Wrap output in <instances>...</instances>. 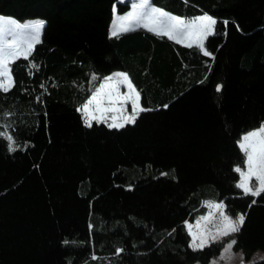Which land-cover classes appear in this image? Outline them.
Wrapping results in <instances>:
<instances>
[{
    "label": "trees",
    "instance_id": "1",
    "mask_svg": "<svg viewBox=\"0 0 264 264\" xmlns=\"http://www.w3.org/2000/svg\"><path fill=\"white\" fill-rule=\"evenodd\" d=\"M152 1L213 16L210 55L143 27L111 35L130 2L0 0L1 16L44 26L0 90V264H207L224 243L194 250L187 224L211 200L245 216L236 249L264 250V193L235 171L264 123V0ZM115 71L146 111L87 127L80 109Z\"/></svg>",
    "mask_w": 264,
    "mask_h": 264
},
{
    "label": "snow or ice",
    "instance_id": "2",
    "mask_svg": "<svg viewBox=\"0 0 264 264\" xmlns=\"http://www.w3.org/2000/svg\"><path fill=\"white\" fill-rule=\"evenodd\" d=\"M140 8H147V2L139 6ZM144 21L143 26L149 28L150 31H155L158 35L167 36L169 39H174L176 43L180 44L187 42L186 46L191 47L193 42H196L199 47H203V40L213 32L216 20L210 16H202L199 20L194 21L192 24H186L185 21L169 16L163 11H158L156 9H151V11L146 13H134L131 16L124 17V22H122L118 30L127 32L130 30V25L132 22L140 23ZM6 25L12 26L13 29L30 28L34 35L31 39L18 41L13 39L11 41L6 39V36L10 29L5 27ZM43 29V24H32V25H20L14 20H5L0 17V90L4 92L9 91L10 87L13 85L14 81L11 75L10 65L17 61L18 59L30 60L29 53L33 51L34 44L38 42L41 30ZM118 30H113V36L118 34ZM204 55H210L207 51ZM115 78H120L122 81L127 82L128 95L120 97L117 93L115 96L111 92L102 95L104 88L109 86V82ZM220 91V88H217ZM107 99L111 105L108 108L103 107L104 100ZM118 101H123L125 103L131 102L132 104V115L124 116L122 121L115 122V117H113V123L108 124L109 128L121 129L127 124H134L137 119L139 112L146 111L145 108L140 106V93L132 86L130 80L124 73H117L116 77L109 76L100 89L88 100L87 104L83 106L84 112L86 114V126L92 127L91 119H87V112L89 105L96 103V112H100L101 115L98 117H93L98 123H105V118L103 116L104 112L107 111H119L115 107ZM240 149L245 153L246 156V171H242L241 168L237 167L235 171L240 175V182L237 187L243 190L245 195H251L252 197H259L264 193V125H262L258 130H254L243 136L242 141L239 143ZM255 178L256 184H252V180ZM255 203V201H253ZM212 207L216 209H221L224 207L222 204H214ZM222 227L218 229V234L221 236H230L239 233L244 221L245 216L239 215L236 219L231 218L228 215L222 213ZM215 240L216 237L211 238ZM206 240L204 238L200 239L199 243H196V237L193 236L192 247L194 250L203 249L206 245ZM236 244V240L233 239L228 244L225 252L228 253L227 259H231L232 253L231 249ZM225 259V257H221Z\"/></svg>",
    "mask_w": 264,
    "mask_h": 264
},
{
    "label": "rangeland",
    "instance_id": "3",
    "mask_svg": "<svg viewBox=\"0 0 264 264\" xmlns=\"http://www.w3.org/2000/svg\"><path fill=\"white\" fill-rule=\"evenodd\" d=\"M120 2L121 3L130 2L131 8L127 12H124V13L119 12L116 7L114 8L113 20H112V23H111V26H110V34L111 35H113L112 34L113 30L114 29L118 30L119 25L122 22H124V17L131 16L134 13H137V14L146 13V12L151 11V9H156L158 11H163L164 13L168 14L169 16L176 17V18H179V19L185 21L186 24H192L194 21L199 20V18H201L202 16H205V15L210 16L214 20H216L213 16H211L208 13H203V14H200V15H197V16H191V17L178 15V14H175V13H173V12H171V11H169V10H167V9H165V8L155 4V3H153L152 0H120ZM146 2H147V8H143L142 9V8L139 7L140 5L145 4ZM0 17L4 18L5 20H14L20 25H32V24L41 23L39 20H28V21H24L23 22V21L17 20L16 18L10 17V16H1L0 15ZM143 23H144V21H141L140 23L132 22L131 25H130V30L135 29V28H139V27H143V28H146V29L149 30V28L143 26ZM216 24H217V20H216ZM216 24L214 26L213 32L211 34H209L202 42L203 43V47L202 48L200 47V48L204 52L207 51L206 48H205L206 40H207V38L209 36H211V35H213L215 33ZM5 27L10 29V31L8 32V34L6 36V39L9 40V41H11L13 39H16L18 41L28 40V39H31V37L34 35V32L30 28H21V29L17 30V29H13L12 26H10V25H6ZM43 30H44V26H43V29L41 30V34H40L38 42L42 38ZM121 32H123V31H119L118 30V34L121 33ZM152 32H155V31H152ZM172 40H174V39H172ZM38 42H36L34 44V46ZM186 43L187 42H183L181 44L186 45ZM192 46H198V45H197L196 42H193ZM117 73H124V72L115 71L109 76L116 77ZM124 74L127 76L126 73H124ZM108 77H106L105 80ZM128 79L130 80L129 77H128ZM104 81L97 88V90L101 88V86L104 84ZM130 82H131L132 86L135 88V86L133 85L131 80H130ZM109 85H110V87L106 86L104 88V92L102 93V95H105L108 92H111L113 96H115L117 93L119 94L120 97H124V96L128 95V91L129 90H128L127 82L122 81L120 78L113 79L112 81L109 82ZM96 91L94 92V94L96 93ZM92 96L88 100H90L92 98ZM87 102L85 104H87ZM139 103H140V101H139ZM83 106L81 107L80 111L82 112V114H83V116H84V118L86 120V114L84 112ZM110 106L111 105L109 104L108 100L105 99L103 107L108 108ZM140 106H141V103H140ZM115 107L117 109H119V111H107V112L103 113V116H104L105 121H106L105 123L107 125L110 124V123H113V117H115V122L119 123V122L122 121L124 116L133 114L132 113V104H131V102L125 103L123 101H118L115 104ZM95 109H96V103L93 102V104L89 105L88 112H87V119H91L92 123L97 122V120L95 118H93L94 116L98 117V116L101 115V113L100 112H96ZM262 125H264V123ZM259 128L253 129V130L243 134V136L248 134V133H250V132H252V131H254V130H258ZM243 136H242V138H243ZM242 138H241L240 142L242 141ZM239 168H241V167H239ZM241 170L242 171H246V163H245V167L241 168ZM256 183L257 182L255 181V178H253L252 184H256ZM214 204H221V203H218V202H215V201H212V200L211 201H207L206 202V206L208 208L207 213L199 216V218H197L194 222H191V223L187 224L189 233L191 235L190 246L192 247L193 236L194 235L196 237V243H199L201 238H204L207 241L206 245H208L210 243H216V242H223L224 243V246H223V249L221 250V253L218 256L213 257L207 264H250V263H254V262L260 261V260H264V250L259 249V250H256V251L252 252L251 254L247 255L243 250L236 249L235 245L231 249V253H232L231 259L230 260L227 259L229 254L225 252V249L227 248V246L231 242V240L234 239V234L230 235V236H226V237L225 236H221L220 234H218V229L220 227H222V219H223L222 213L225 214V215H228V214L225 212L224 207L221 208V209H216V208L212 207V205H214ZM230 217L233 218V219L237 218V217H232V216H230ZM213 236L216 237L215 240L211 239ZM221 257H225V259H221ZM191 264H204V263H201V262L198 261V262H194V263H191Z\"/></svg>",
    "mask_w": 264,
    "mask_h": 264
},
{
    "label": "crops",
    "instance_id": "4",
    "mask_svg": "<svg viewBox=\"0 0 264 264\" xmlns=\"http://www.w3.org/2000/svg\"><path fill=\"white\" fill-rule=\"evenodd\" d=\"M42 23V22H41Z\"/></svg>",
    "mask_w": 264,
    "mask_h": 264
}]
</instances>
